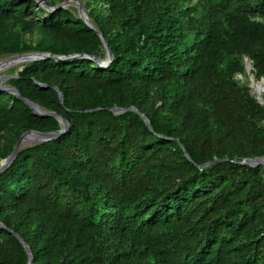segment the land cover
Returning <instances> with one entry per match:
<instances>
[{
	"label": "trees",
	"instance_id": "trees-1",
	"mask_svg": "<svg viewBox=\"0 0 264 264\" xmlns=\"http://www.w3.org/2000/svg\"><path fill=\"white\" fill-rule=\"evenodd\" d=\"M56 1L0 0V58L51 54L9 85L69 122L0 172V264H29L18 235L32 264H264V163H242L264 158V104L236 78L247 57L264 78V0H106L107 62ZM62 129L0 89V166Z\"/></svg>",
	"mask_w": 264,
	"mask_h": 264
},
{
	"label": "water",
	"instance_id": "water-1",
	"mask_svg": "<svg viewBox=\"0 0 264 264\" xmlns=\"http://www.w3.org/2000/svg\"><path fill=\"white\" fill-rule=\"evenodd\" d=\"M41 1V0H38V2ZM63 4L61 5H58L57 7H62ZM51 9H54V8H51ZM84 21L86 22L87 25H89L90 28L94 29L101 37L104 45H105V48L107 50V61H111L113 59V52H112V49L110 48V45L108 43V41L104 38V35L102 34V32L94 25V23L91 21V19L89 18V16L87 14H82L81 16ZM48 56H51V54H47V53H39V52H26V53H19V54H15V55H11V56H8L6 57L5 59H9V58H15V57H25V63H28V62H31V61H38V60H41L45 57H48ZM55 59L57 60H60V59H76V58H89V59H92V60H95V61H100V58L97 57V56H89L87 54H73V55H69V56H53ZM249 64L251 63H246V69L249 73L252 72V69L253 68H250L249 67ZM254 78V75L251 73V80H253ZM264 80V79H263ZM0 89H5V90H8L12 93H15L16 95H18V97H20L21 99H23L25 101V103L38 115L40 116H55L57 117L62 126H63V129L62 130H59V131H53V132H43V131H37V130H30V131H27V132H24L21 137L19 138V140L17 141L16 145H15V148H14V151L12 152V154L5 160H3L1 162V166H0V172L2 170H4L7 166H9L13 161L14 159L16 158L17 154L19 153V151L24 148V147H27V146H31V145H34V144H38V143H41V142H45V141H48V140H51L53 138H56L58 136H60L63 131H65L68 127H69V122L64 118L62 117L61 115L57 114L56 112L54 111H49L47 110L46 108L42 107L41 105L29 100V99H26L24 98L22 95H21V92L13 87V86H7V87H4V86H1L0 85ZM61 98L63 99V96L61 94ZM262 104L264 103L263 101L261 102ZM135 110V108H132ZM126 109H120L118 108L117 109V112H121V111H125ZM143 118L147 121V117L145 115H143ZM30 134H33L35 137H36V140L32 143H24V140L26 139V137ZM243 164H250V165H259V164H263L264 163V158H253V159H247V160H244L242 162ZM18 238L19 240L21 241V243L24 245V247L26 248L28 254H29V258H30V261H29V264H32V261H33V256H32V252H31V249L29 247V245L25 242V240L20 237L18 235Z\"/></svg>",
	"mask_w": 264,
	"mask_h": 264
},
{
	"label": "rangeland",
	"instance_id": "rangeland-1",
	"mask_svg": "<svg viewBox=\"0 0 264 264\" xmlns=\"http://www.w3.org/2000/svg\"><path fill=\"white\" fill-rule=\"evenodd\" d=\"M51 0H41L38 3L47 8L48 10H51L52 7L49 6L48 2ZM55 1V0H53ZM56 5H61L63 4L62 7L66 8V9H70L72 10L74 13L82 16V14H87L92 10H96L99 11L101 14H109V2L106 0H66L64 2H58L56 1ZM38 11V8H35V12ZM38 13V12H37ZM37 15H41L40 13ZM257 20H260L262 22H264V16H257L256 17ZM22 35L24 40L27 43H31L36 45L39 41H40V35L38 33H36V31H32V30H22ZM6 57H1L0 61H3ZM101 62H107V59L101 61ZM251 63L253 68V62L251 59H249L248 57L246 58V63ZM25 63H22L20 65H17L15 67H9V68H4L3 70L0 69V85L7 87L9 86V78H11V76H13L14 74H16V70ZM238 79V81H240L241 85H249V87L251 88V94L261 103L262 101L264 102V94L261 97L255 89L254 86V81L256 83L258 82H263L264 78L261 79H257L255 76L253 78V80H251V73H249L247 71L246 75H237L236 77ZM262 104V103H261ZM264 104V103H263ZM0 139L5 143L7 142V140L9 139V136L7 134H2L0 135ZM152 264V262L150 263Z\"/></svg>",
	"mask_w": 264,
	"mask_h": 264
},
{
	"label": "bare ground",
	"instance_id": "bare-ground-1",
	"mask_svg": "<svg viewBox=\"0 0 264 264\" xmlns=\"http://www.w3.org/2000/svg\"><path fill=\"white\" fill-rule=\"evenodd\" d=\"M25 57H15V58H9L4 59L3 61H0V69L9 68V67H15L17 65H20L22 63H25ZM249 67L251 68L252 65L249 64ZM254 86L256 89V92L262 97L264 94V81L256 83L254 81ZM36 140V137L33 134H30L26 137L24 140V143H32Z\"/></svg>",
	"mask_w": 264,
	"mask_h": 264
}]
</instances>
